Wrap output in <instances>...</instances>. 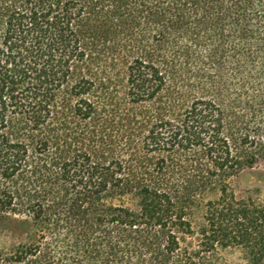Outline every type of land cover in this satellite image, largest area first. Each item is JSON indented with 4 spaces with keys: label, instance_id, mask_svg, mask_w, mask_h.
Returning a JSON list of instances; mask_svg holds the SVG:
<instances>
[{
    "label": "trees",
    "instance_id": "1",
    "mask_svg": "<svg viewBox=\"0 0 264 264\" xmlns=\"http://www.w3.org/2000/svg\"><path fill=\"white\" fill-rule=\"evenodd\" d=\"M256 163L264 0H0V264H264Z\"/></svg>",
    "mask_w": 264,
    "mask_h": 264
},
{
    "label": "rangeland",
    "instance_id": "2",
    "mask_svg": "<svg viewBox=\"0 0 264 264\" xmlns=\"http://www.w3.org/2000/svg\"><path fill=\"white\" fill-rule=\"evenodd\" d=\"M234 188L239 197L252 194L264 196V166L256 163L251 168L244 170L234 181ZM202 210L196 211L195 220H200ZM18 223L9 218L0 216V248L9 249L24 240V234L20 231ZM220 262L225 264H246L242 253L236 248L223 250L220 254Z\"/></svg>",
    "mask_w": 264,
    "mask_h": 264
}]
</instances>
